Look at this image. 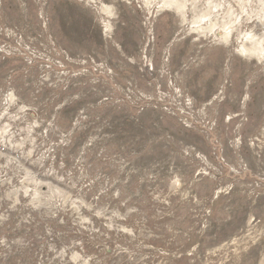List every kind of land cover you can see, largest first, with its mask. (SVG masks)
Segmentation results:
<instances>
[{
  "label": "rangeland",
  "instance_id": "374dc122",
  "mask_svg": "<svg viewBox=\"0 0 264 264\" xmlns=\"http://www.w3.org/2000/svg\"><path fill=\"white\" fill-rule=\"evenodd\" d=\"M0 264H264V0H0Z\"/></svg>",
  "mask_w": 264,
  "mask_h": 264
}]
</instances>
